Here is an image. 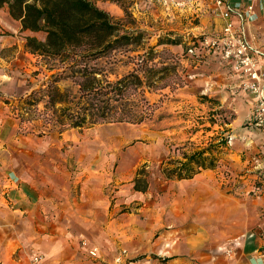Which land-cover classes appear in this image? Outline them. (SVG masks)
Wrapping results in <instances>:
<instances>
[{
    "label": "rangeland",
    "instance_id": "374dc122",
    "mask_svg": "<svg viewBox=\"0 0 264 264\" xmlns=\"http://www.w3.org/2000/svg\"><path fill=\"white\" fill-rule=\"evenodd\" d=\"M91 1L113 16L123 17L122 8L113 0ZM119 1L132 13L136 24L147 32L151 43L159 36L176 38L180 42L167 47L177 54L181 73H190V76H184L183 86L148 94L149 100L154 103V111L141 124L123 122L117 133L127 134L129 141L124 146L129 149L124 154H117L109 170L100 161L87 167L92 171V179L113 185L132 181L137 170L143 168L138 187L143 189L148 182L147 200L150 206L154 207L157 200L164 203L166 224L140 241H131L132 250L125 256L124 262L137 264L136 261L141 260L138 264H169L172 257H178L179 260L173 264H239L243 260L241 241L244 239L240 233L241 220L251 212L252 200L262 193L264 187V171L257 168L255 162L261 155L259 142L264 141V136L259 135L256 128L244 124L237 127L225 125L224 120L231 119L230 108L224 113H220L219 109L211 110L215 97H209L204 91L209 80L199 68L196 56L188 50L204 35L194 33L193 29L200 24V17L193 12L197 0ZM26 36L43 39L44 33L22 31L20 23L9 16L6 7L0 8V111L3 115L0 122V151L3 152L0 176L6 178L10 177L9 174L13 175L8 170V160L20 149H35L42 157L47 153L52 160H59L58 148L63 152L74 145L71 137L59 141L61 135L57 132L39 136L38 131L32 129L34 122L30 108L20 107L21 97L41 85L48 74L40 58L25 47ZM127 70L128 67L121 63L115 66L116 74L121 75ZM110 76L114 78L115 75ZM70 84V80L59 82L61 87ZM180 100L182 105L177 103ZM42 105L40 102L38 108L42 109ZM180 119V123H173ZM173 127H180L182 134L173 133ZM227 128H230V132L225 150L219 140L227 135ZM94 130L88 132L93 133ZM187 132L192 133L193 139L182 141L181 136ZM210 143L219 145L213 150L219 169L216 174L210 173L205 177L206 182L211 184V197L210 203H204L203 194L207 195V191L193 196L194 190L189 185L165 179L160 164L167 157L182 159L183 152H192ZM95 145L106 147L108 144L99 138ZM230 149L239 156H231ZM121 160H124V164ZM98 166L106 170L101 168L97 171ZM67 168L68 172L74 173L80 169L70 154ZM191 223L199 230L195 237L186 233ZM204 227H207V233L203 232ZM189 237L195 239L194 243L190 242L191 250L186 246L183 252L170 256L172 245H187L186 239ZM258 258L250 257V260L261 264Z\"/></svg>",
    "mask_w": 264,
    "mask_h": 264
},
{
    "label": "crops",
    "instance_id": "0c3cea01",
    "mask_svg": "<svg viewBox=\"0 0 264 264\" xmlns=\"http://www.w3.org/2000/svg\"><path fill=\"white\" fill-rule=\"evenodd\" d=\"M214 1L197 0L195 3L193 12L200 17V24L195 25L194 33H216L226 20L231 19L235 25L243 26L247 37L264 50V0H223L231 6L237 2L242 6L251 3L253 14L247 22L240 19L238 10H232L226 16L210 12V8L215 6ZM199 68L209 80L204 91L216 100L211 110L230 108L232 118L229 123L224 122L225 125L237 127L244 124L249 127L247 119L252 112L254 99L238 87V79L228 74L222 62L212 56ZM177 103L183 104L181 100ZM2 116L0 111V122ZM121 125L123 122L103 123L62 132L59 141L71 137L74 145L63 152L58 148L59 160H52L47 153L42 157L35 149H20L13 153L11 160H8V170L13 175L9 174V178L0 176V264H32V257L36 254L42 255L40 264H127L124 259L132 250L131 241L141 240L166 224L164 203L155 201V208L148 203V182L145 189H135L134 178L120 185L91 178L92 171L87 169L89 165L100 161L109 170L117 154L128 151L129 148L124 146L129 141L127 134L117 133ZM92 129L96 130L88 132ZM172 131L177 135L182 134L180 127H173ZM258 131L259 135L264 136V131ZM181 137L182 141L193 139L191 132ZM99 138L108 145H95ZM259 147L261 155L255 162L257 168L264 171V141L259 142ZM230 152L231 156H239L233 149ZM2 154L0 151V169ZM69 154L80 166L79 172L67 171ZM121 163L124 164V160ZM101 168L106 170L101 166L96 170ZM218 169L219 165L213 169H203L191 178L168 180L189 185L194 190L193 196L207 191L203 199L204 203H210L211 184L206 182L205 177L210 173L216 174ZM251 204V212L241 220L240 233L244 239L241 241L243 260L239 264H255L250 257H259L257 261L264 264V187ZM190 225L192 228L189 227L186 233L195 237L199 230L194 223ZM206 229L204 227V233H207ZM194 241L189 237L186 239L187 245H172L170 256L183 252L186 246L191 250L190 242ZM177 259L172 257L169 264L177 262ZM136 262L138 264L141 260Z\"/></svg>",
    "mask_w": 264,
    "mask_h": 264
},
{
    "label": "trees",
    "instance_id": "16d2710c",
    "mask_svg": "<svg viewBox=\"0 0 264 264\" xmlns=\"http://www.w3.org/2000/svg\"><path fill=\"white\" fill-rule=\"evenodd\" d=\"M113 1L122 8L123 17L113 16L91 0H0V8L6 7L22 31L44 33L43 39L26 36L25 47L40 58L48 74L41 85L21 97L20 104L30 108L32 129L39 136L103 123H141L154 111L148 93L174 90L185 84V75L190 76L186 70L181 73L177 54L167 47L179 44L176 38L159 36L151 43L127 7ZM119 63L128 67L121 75L115 73ZM61 80H70V86L61 87ZM226 132L219 140L223 147L230 128ZM217 146L210 143L183 152L182 159L167 157L160 164L162 175L180 180L215 168ZM142 170H137L135 189H140Z\"/></svg>",
    "mask_w": 264,
    "mask_h": 264
},
{
    "label": "built area",
    "instance_id": "2783aa9c",
    "mask_svg": "<svg viewBox=\"0 0 264 264\" xmlns=\"http://www.w3.org/2000/svg\"><path fill=\"white\" fill-rule=\"evenodd\" d=\"M214 2L210 12L218 15L226 16L232 10H238L240 19L247 22L253 14L251 3L242 6L237 2L231 6L223 0ZM188 50L196 56L199 66L212 56L222 62L228 74L238 79V87L254 99L247 124L264 131V50L247 37L243 26L228 19L218 32L204 34ZM41 260L42 255L36 254L31 261L40 264Z\"/></svg>",
    "mask_w": 264,
    "mask_h": 264
}]
</instances>
